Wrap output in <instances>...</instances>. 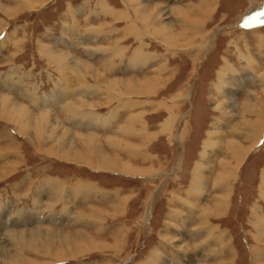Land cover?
Wrapping results in <instances>:
<instances>
[{
	"label": "rangeland",
	"instance_id": "obj_1",
	"mask_svg": "<svg viewBox=\"0 0 264 264\" xmlns=\"http://www.w3.org/2000/svg\"><path fill=\"white\" fill-rule=\"evenodd\" d=\"M144 1L151 8L158 4L196 6L190 22L174 14L168 19L175 23L177 32L189 27L193 44L182 48L167 46L164 34H157L159 24L149 23L145 27L139 19L136 11L141 5L139 1L0 0L4 7H0V99L11 98L32 114L30 123L28 118L22 119V114L20 118L7 120L0 108V116H3L0 118V220L3 226H0V247L11 248L4 242L13 230L33 235L39 229L50 228L58 234L73 236L83 230L93 235L96 242L114 247L91 250L62 261L27 250L26 255L35 261L27 260L25 264H163L166 260L164 264H264V133L257 138L256 147L242 162L230 186L220 188L215 178L222 168L221 158L231 156L228 141L235 138L246 142L248 135L230 130L233 129L231 124L230 127L221 124L218 120L221 111L214 109L216 104L228 99L225 93L233 79L243 74L258 72L256 79H250L251 85L242 91L240 100L253 89L264 92V78L259 77H264V16L260 14L264 0ZM206 3L212 11L205 12L207 15L202 11L198 13V7ZM250 12L260 16L239 25ZM63 13L66 17L61 20ZM198 15L205 21L193 30L196 25L192 24V18ZM109 17L121 20L112 22V19L108 21ZM134 18L138 19H135L136 26L130 24ZM153 20L156 22V18ZM185 41L182 39L179 43ZM208 42L209 47L201 48ZM51 52L59 58L54 59ZM70 54L77 61L98 66L105 81L97 80L93 73L78 78L75 67L64 68L70 60L66 55ZM260 62L261 73L258 67L257 72L251 67L254 63L259 66ZM116 77L159 78L163 87L148 96L119 97L106 84ZM219 86H223L221 91ZM69 88L70 94L63 95ZM74 88L75 92L78 93V89L82 92V98L77 100ZM53 95L54 101L51 100ZM81 100L86 103L84 108L80 107L84 112L77 114L79 118L70 117L68 104ZM135 101L140 104L130 106ZM44 113H55L65 126L55 133L56 139L69 128L76 146L81 147L77 133H94L108 154L130 160L135 164L133 167L145 171L144 175L87 166L78 158L80 155L71 156L78 162L45 152L48 148L60 151L63 144L55 138L49 139L51 131L44 133L39 127L37 119ZM139 113L142 126L135 123ZM132 114L135 119L130 122L131 130L124 134L127 143L117 136L116 139L108 137L117 134L120 124L127 123ZM112 117L114 122L109 128L106 124L100 125L103 119L108 122ZM215 121L216 131H225L224 144L213 169L206 173V157L216 151L211 146L212 149L207 148L213 140ZM25 124L27 128L23 129ZM135 126L143 136L134 135ZM145 126L149 129L147 134ZM110 141H115V146L110 145ZM64 145L67 149L71 144ZM9 168L12 170L8 171ZM201 169L205 177L204 190L199 177ZM58 185L59 190L54 193ZM95 190H99V194L94 198ZM228 190L232 192L226 212L218 218H204L206 204L214 205ZM53 193L62 195L60 200L64 199L67 208L59 202L54 211H48ZM91 206L99 208L97 218L89 217L79 223V213L93 216ZM180 245L186 246L179 248ZM0 264L6 263L0 260Z\"/></svg>",
	"mask_w": 264,
	"mask_h": 264
},
{
	"label": "bare ground",
	"instance_id": "obj_2",
	"mask_svg": "<svg viewBox=\"0 0 264 264\" xmlns=\"http://www.w3.org/2000/svg\"><path fill=\"white\" fill-rule=\"evenodd\" d=\"M130 1H131V3L132 2L136 3L138 1H139V4L141 3V5L138 8H136V11L139 12L138 13V15L140 17L139 19L144 22L145 27L149 23H152V25H156V26H157V24H159L157 26L158 31H159L157 34H159L160 32H161L160 35L164 34L163 39H164L165 43L167 44V46H170V47L178 46V47L182 48V46L193 44V42H192L193 41V37H191V36L189 37V32H188L190 28L188 27L187 30L184 29L182 32H177V31H175V27H176L175 23H173V21H169L168 19L170 18V14H174L177 17H179V19H181V17H182L183 20H187V21L190 22V20H191L190 16H191V14H193V11L195 12V10L197 8L196 6H192L191 5V6L182 7V6H164V5H159L158 4L157 6L151 8V7H149L148 5L145 4V1L144 2H142V0H130ZM207 1H210V0H207ZM0 7L4 8L3 5L1 4V2H0ZM9 7H10V5H9ZM198 9H200V11H198V13H200L202 11L203 15H207V13H205V12H211L212 11V9H210V7H209V5H207V3H206V5H204V7L203 6L201 7V5H200V7H198ZM153 18H156V22L153 20ZM203 18L204 17H202L200 15H198L196 18H192V24L196 25V26L193 27V30H195L196 27H198V26L201 27L204 24L205 20H203ZM153 28L155 29V27H153ZM155 30H157V29H155ZM193 34L195 35L197 33L193 32ZM182 39L186 40L185 43H183V44L179 43ZM204 46L209 47V42L206 43V44H202L201 48L204 47ZM257 47L258 46H256V48ZM245 53H244V55H245ZM51 54L55 57L54 59L59 58V56L58 55H54L53 52H51ZM68 58L70 59L68 61V66L64 67V65H63V67L66 68V69H68L70 66L75 67V69H76V71L78 73L76 75L78 77H79V75H84V74H87L89 76L90 75L89 73H93L94 77L96 76L97 80H99V81L100 80H104L105 81L104 74L94 64H92L90 62H87V61L85 62L84 60L83 61H77V60L73 59L71 54L70 55H66V59L67 60H68ZM60 60H62V59H60ZM247 61H248V59H247ZM255 61L257 62V60H255ZM260 64H261V62H260ZM232 67L233 66H231V68ZM251 67H253L255 70L258 67L259 71L263 70V69H261L262 67L256 65V63H254ZM231 68L229 70H231ZM254 69L253 70L251 69V70L254 71ZM233 70H234V68H233ZM82 72H84V74ZM96 72H97V74H96ZM256 72H257V70H256ZM236 73H238V72H236ZM257 73L252 72L251 74L246 75V76H244L245 74H243V76H238L236 78H235V76L231 75L235 79H233L232 85L230 86V88L227 91V93H225L227 95L228 99H226L222 103L216 104L215 107H214V109L221 111V115L218 116V118H219L218 120H219V122L221 124L222 123H224V124L226 123L227 126H229L231 124L233 126V129H230V130H232L234 132H237V131L240 130V132H242V133L246 132V134L248 135L246 142H245V139H244L243 142H241L239 139L237 140L235 138L231 139L230 141H228L227 145H228L229 156L231 155L232 157L230 156L229 158L228 157H225L223 159L221 158V164L219 163L222 168H221V170H219L220 172L218 171L219 172L218 175H216L217 177L215 178V183L220 188H222V187L228 188L230 186V182H232V180L234 179L235 174L237 173L240 165L242 164L243 161H245V158L247 157V155L251 151H253L254 147H256L257 138L262 137V135L264 133V92L261 93V92H259V90L253 89L245 96L244 99L240 100V98H239L240 95H242V91L247 86L251 85V81L252 80L250 81V79H256V77H257L256 74ZM259 73H261V72H259ZM232 74H233V72H232ZM223 77H224V75H223ZM259 77L260 78H264V77H262L260 75H259ZM218 78H220V77H218ZM220 79L223 80V78H220ZM224 80H225V78H224ZM219 81H221V80H219ZM259 81H260V79H259ZM259 81L257 80L256 82H259ZM262 82L264 83V81H262ZM106 84H108V86L110 87L111 90H115L118 94H121V95H124V96H126V95H135V94H137V95H149V94H152L154 92H157L159 88L161 89V87H163V85H161V80L159 78L157 79V78H150V77H148V78L146 77L144 79H139V78H128V79H126V78H123V77H117V78H113V79L107 80ZM219 87H221V86H219ZM219 87H217V88H219ZM222 89H223V86L220 88L219 91H221ZM69 90H70V88L68 90L66 89L63 92V95L70 94L68 92ZM71 91H72V89H71ZM73 91H74V93L77 96V100L79 98H82V97H80L82 92L79 89H78V93L75 92V88H74ZM89 94L93 95V93H90V92H89ZM222 94H220V95H222ZM109 98H111V97H109ZM64 99H65V97H64ZM86 100H88V99H86ZM108 101H109V99H108ZM216 103H217V101H216ZM85 104L86 103H84L83 100L79 101V103L78 102L77 103L73 102V103L68 104V106H67L68 112H69L68 115H70V117L79 118L77 114L84 112V109L83 110H80V109L82 107L84 108ZM91 104L93 105V103H91ZM81 105H83V106H81ZM134 105L135 104H133V106ZM1 107H2V111L4 112V117L7 118V120L14 119L15 117H19L20 118L21 117L20 114H22L23 115L22 119L27 120V118H28L27 122L28 123L31 122V120H30L31 116L30 115H32V114L27 109H23L22 107L18 106L17 103H14L11 98H8V97L4 98L3 97L2 99H0V108ZM87 107L89 109V105L88 104H87ZM23 110H25V111L21 112ZM0 118H3V116H0ZM57 118L58 117H57V115L55 113H44L42 115V117L37 119L38 125H39L40 128L43 129L44 133L51 131V135H50L49 139L50 138H52V139L55 138V136H54L55 133L59 129L65 127L63 125V123L61 121H59ZM86 118H87V116H86ZM96 121L97 120H94L93 123H96ZM98 122H99V119H98ZM85 123H86V121H85ZM26 124L22 126L23 129L27 128ZM102 124L103 125L106 124V121H104V119H103V122H101L100 125L102 126ZM106 125H108V123ZM129 125H130V123H129ZM93 126L95 127V125H93ZM121 128H123V127H121ZM216 128H217V121L214 122L213 133L209 131L210 135L212 133L213 140L210 142V144L208 146L206 145L207 148L209 146H211L213 148H216V151L212 152V154L210 156H207V157L205 156L206 157V161L204 163V166H205L204 168H206V170H207V171H205L206 173H210L211 169H213V165L215 164L216 158L219 157L220 154H222V144H224V139L223 138L225 136V131H223V130L222 131L221 130L216 131ZM46 129H48V130H46ZM225 129H226V127H225ZM133 130H134V128H133ZM70 131L71 130L69 128H66L65 132L63 133V136L61 138H58V139L55 138L56 141H59V144H63L61 146L60 151H57L55 148H48V149L44 150L43 148H45V147L40 145L41 148L45 152H47V153L49 152V153H51L53 155L57 154L61 159H66L67 161H70V160L78 161L76 159L71 158V156L73 155V157H74L76 155H80L81 157H78V158L83 159V164H85L87 166H92L93 165V167L97 166L96 168L102 169V170L122 171L123 173H125L127 175H134V176L144 175L145 171L142 170V169L133 167V166H135V164L130 162V160L129 161H128V159L124 160V158H122L121 156L108 154L105 151V148L102 145H100L102 143L99 141V136L98 135H96L94 133L86 135L85 133L79 131L77 133V138L79 139V142L82 144V146L81 147H77L76 146V142L71 137ZM134 131H132V133ZM142 131H143V129H142ZM41 132L42 131H40V133ZM234 132H232V133H234ZM147 133H148V131H146V134ZM136 134L138 136H140V137L144 135V133L140 134L139 132L138 133H134V135H136ZM56 135H58V134H56ZM152 136H155V133H153ZM241 136H242V134H241ZM147 137L149 138V136H147ZM238 137H240V136H238ZM45 138H47V137H45ZM64 144H71V145H70L69 148L66 149L65 147L67 145H64ZM110 144L111 145H115L114 141H110ZM119 146L120 145H118V147ZM211 147H209V148H211ZM207 148H206V150L204 149L206 152H207ZM56 151H57V153H55ZM127 153L129 154V151ZM91 157H93V159ZM95 161H97V162H95ZM13 163H15V162H13ZM11 170L12 169L9 168L8 171H11ZM2 173H6V171H3ZM199 177H200V180H201L202 188L204 190L206 184L204 182L205 177H204L202 169H201V172L199 173ZM197 182H198V180H197ZM42 184H44V182L41 183V188H42ZM60 185H58V187L55 186L54 193H55V191L58 192V190H59L58 188H59ZM219 187H217V188H219ZM203 190H202V192H203ZM231 192L232 191L228 190L226 195H225L226 192L223 195H220V196L218 194L219 198H218V200L216 201V203L214 205H212V204H208L207 205L206 204V207L205 208L203 207L204 208L203 210L205 212L204 213L205 216L203 215L204 218L205 217L218 218L220 215L225 213L226 212V208H228V206H229L228 199H229V197L231 195ZM54 193H53V195L51 197L52 198L51 203H48V207H47L48 211H54L53 210L54 206H57L59 204V202H62V203L64 202V199L60 200V197L62 196L61 194H58V195L55 196ZM196 193H197V191H196ZM51 194H52V192H51ZM200 194H202V193H200ZM205 195H202V196H205ZM37 201H39V200H37ZM64 204H65V206L67 208V204L63 203V205ZM98 211H99V208L93 207V209H91V211H90V212H93V214H92L93 216H88V214H85V213H81L80 216L84 219V221L85 220L87 221L88 220L87 218H89V217L97 218L96 214H98ZM36 213L37 212H35V214ZM66 213H67V210H66ZM29 217H31V215ZM77 217H79V216H77ZM77 217L75 216V218H77ZM52 219L59 221V219L55 218V217H52ZM28 220H30V219H27V221ZM99 220H102V219L99 218ZM203 221H204V219H203ZM94 222H97V221H94ZM1 223L2 222L0 220V226L2 228L3 226H2ZM204 223H207V222H204ZM206 227L207 226H205V229H206ZM209 227H211V225H209ZM81 232L76 233L73 236V235H69L68 233H60V234H58V233H56V230L54 231V230H52L50 228L39 229V230L35 231L33 233V235H30V233L29 234L24 233V231H15V230L10 231L8 236H7V242L5 241L4 244H5V246L6 245L7 246L11 245V248L9 250H6L4 247H0V260L4 261L6 264H25V261H27V260L28 261L29 260L30 261L34 260L33 258H31L28 255H26L27 250H30V251L37 252V253H40V254H43V255H47L49 257H55L56 259H59V261H62V260H65L67 258H70V257H76L77 255L83 254L85 252H90L91 250L112 249V247H114V245L108 244L106 242L98 243V242H96L95 237H93V235L91 236L90 233H87L86 231H83V230ZM197 233H198V231H197ZM185 237H187V235ZM59 242H61L60 246L58 245ZM184 246H186V245H180L179 248H183ZM184 251H186V250L184 249ZM22 261H24V262H22ZM165 262L167 263V260ZM44 264H46V263H44ZM47 264H48V262H47Z\"/></svg>",
	"mask_w": 264,
	"mask_h": 264
},
{
	"label": "crops",
	"instance_id": "obj_3",
	"mask_svg": "<svg viewBox=\"0 0 264 264\" xmlns=\"http://www.w3.org/2000/svg\"><path fill=\"white\" fill-rule=\"evenodd\" d=\"M174 2H176V1H174ZM117 9H119V8H117ZM86 13H87V12L84 13V16H85ZM61 17H62L61 20H63V19H65L66 15L63 13V16H61ZM110 19H112V20H111L112 22H116V21L121 20V18H117V19H115V18L109 17V18H108V21H109ZM135 19H136V18H134V20L132 19V20H131L132 23H130V24H134V25L136 26V25H137V22H138V21H136V20H138V19H136V20H135ZM62 22H63V21H62ZM82 23H84V22L82 21ZM134 25H133V26H134ZM84 26H85V25H84ZM127 27H128V26H127ZM131 27H132V25H130V31L133 30ZM81 29H82V27H81ZM127 29L129 30V28H127ZM127 29H126V30H127ZM107 38L109 39V37H107ZM259 64H260V63H259ZM108 65H109V64H108ZM259 66H260V65H259ZM97 67H98V66H97ZM260 67H261V66H260ZM98 68H99V67H98ZM103 68H104V66H103ZM116 68H117V66H116ZM116 68H115V69H116ZM261 71H262V70H260V72H261ZM77 74H78V73H77ZM83 74H84V73H83ZM110 74H112V71H111V70H110ZM110 74H109V75H110ZM84 76H86V75H85V74H84V75H79V77H78V76H77V77H78V78H81V77H84ZM116 78H117V77H116ZM84 85H85V84H84ZM110 93H111V92H110ZM120 95H121V94H119V95H117V96L122 97V96H120ZM146 96H148V95H146ZM62 97H63V96H62ZM51 100L54 101V95H53V97H51ZM138 103L140 104L139 101H135L133 104L136 105V104H138ZM130 106H133V105L130 104ZM137 115H138V116H137ZM137 115H136V117H135V118H136V122H135V123H136V125L138 124V125L142 126V123H141L142 116H139V115H141L140 113L137 114ZM132 116H133V117H132ZM116 117H117V116H116ZM137 117H138V118H137ZM135 118H134V114H132L131 117L128 116L127 123H125V124H120V127H119V128L117 127V128H118V129H117V130H118L117 134H115V135H109L108 137H113L114 139H116V136H117L118 139L122 140L124 143H127V142H126L127 140L125 139V135H124V134H125L126 130H129V129H130L131 124L129 125V123H130L132 120H134ZM131 119H132V120H131ZM101 122H103V120H102ZM101 122H100V123H101ZM113 122H114V117H112L111 119L108 118V122H106V124L108 123V125H106L105 127L108 126V128H109V127L113 124ZM121 127H123V128H121ZM143 127H144V126H143ZM145 128H146V126H145ZM105 129H106V128H105ZM136 129H137V130H136ZM139 129H140V128H136V126H135V130H136V131H135L134 133H138V132H139L140 134H142V133L139 131ZM146 129H147V128H146ZM147 131H149V130L147 129ZM122 133H123V134H122ZM118 135H119V136H118ZM121 136L123 137L122 139H121ZM124 140H125V141H124ZM122 141H119V144L122 145V144H123ZM120 142H121V143H120ZM114 143H115V141H114ZM129 143H130V144H134V143H132L131 141H129ZM140 144H141V143H140ZM110 145H111V144H110ZM112 146H115V145H112ZM129 147H130V146H129ZM131 148H132V147H131ZM131 148H130V149H131ZM90 192H92V190H91ZM96 192H97V194H96ZM98 192H99V190H98V191L95 190V193L93 194V197H94V198H95V196H97V195L99 194ZM93 197H92V198H93ZM93 207H95V206H91V208H93ZM82 213H83V212H82ZM80 214H81V213H79V215H78L79 217H81ZM79 221H80L79 223H82V222L84 221V219L81 217V219H80ZM94 223H96V225L99 224L98 222H94Z\"/></svg>",
	"mask_w": 264,
	"mask_h": 264
},
{
	"label": "water",
	"instance_id": "obj_4",
	"mask_svg": "<svg viewBox=\"0 0 264 264\" xmlns=\"http://www.w3.org/2000/svg\"><path fill=\"white\" fill-rule=\"evenodd\" d=\"M249 22V21H248Z\"/></svg>",
	"mask_w": 264,
	"mask_h": 264
}]
</instances>
